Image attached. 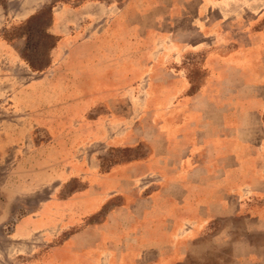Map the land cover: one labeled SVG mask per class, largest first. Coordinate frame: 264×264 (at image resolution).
Masks as SVG:
<instances>
[{
  "label": "rangeland",
  "instance_id": "1",
  "mask_svg": "<svg viewBox=\"0 0 264 264\" xmlns=\"http://www.w3.org/2000/svg\"><path fill=\"white\" fill-rule=\"evenodd\" d=\"M213 2L0 0V264L145 263L127 217L164 161L144 132L176 133L208 62L172 33L233 18L261 39L232 52L264 53V0Z\"/></svg>",
  "mask_w": 264,
  "mask_h": 264
},
{
  "label": "crops",
  "instance_id": "2",
  "mask_svg": "<svg viewBox=\"0 0 264 264\" xmlns=\"http://www.w3.org/2000/svg\"><path fill=\"white\" fill-rule=\"evenodd\" d=\"M220 20L192 24L198 37L185 43L171 32L208 62L176 133L144 132L164 161L138 181L150 194L127 217L138 224L130 251L145 254L144 264H264V53H233L261 37L242 32L244 22ZM204 26L214 31L207 36Z\"/></svg>",
  "mask_w": 264,
  "mask_h": 264
},
{
  "label": "trees",
  "instance_id": "3",
  "mask_svg": "<svg viewBox=\"0 0 264 264\" xmlns=\"http://www.w3.org/2000/svg\"><path fill=\"white\" fill-rule=\"evenodd\" d=\"M43 34H44V36H47L48 38H53V39H55L54 37H51V36L48 35L47 33H44V32H43ZM51 47L54 48L55 45H52ZM36 64H38V63H36ZM29 65H30V67H31L32 69H36L34 62L31 61ZM37 70H38V69H37Z\"/></svg>",
  "mask_w": 264,
  "mask_h": 264
}]
</instances>
